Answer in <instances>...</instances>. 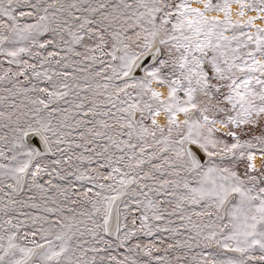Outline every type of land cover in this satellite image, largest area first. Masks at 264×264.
<instances>
[{
	"label": "snow or ice",
	"instance_id": "1",
	"mask_svg": "<svg viewBox=\"0 0 264 264\" xmlns=\"http://www.w3.org/2000/svg\"><path fill=\"white\" fill-rule=\"evenodd\" d=\"M0 264H264V0H0Z\"/></svg>",
	"mask_w": 264,
	"mask_h": 264
}]
</instances>
